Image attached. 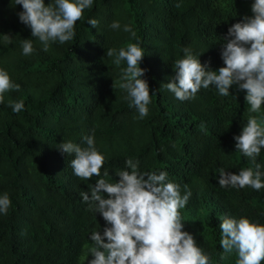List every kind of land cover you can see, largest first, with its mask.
<instances>
[{"label": "trees", "instance_id": "1", "mask_svg": "<svg viewBox=\"0 0 264 264\" xmlns=\"http://www.w3.org/2000/svg\"><path fill=\"white\" fill-rule=\"evenodd\" d=\"M14 2L0 0V69L20 86L0 103V195L11 200L8 214H0V264H88L91 233L103 234L110 225L79 193L90 192L99 178L118 182L120 171H131L128 159L138 161L142 172H167L182 195L186 185L191 197L179 210L182 231L210 256V264H237L235 250L220 259V223L227 216L264 225V188L221 187L219 172L238 174L255 163L264 171V148L254 163L234 139L252 116L264 119V103L252 113L246 90L236 85L227 97L210 85L180 101L165 84L185 47L211 70L223 67V38L252 15L254 0H93L75 23L73 40L49 42L46 52L19 20L24 10ZM90 19L98 21L96 28ZM114 21L119 29L110 27ZM24 39L34 47L27 56ZM132 43L145 52L139 67L150 103L142 119L118 86L126 61L117 65L115 56L106 55ZM21 100L24 110L14 113L9 101ZM88 135L105 160L100 177L82 180L70 165L75 153L58 147L67 141L84 147Z\"/></svg>", "mask_w": 264, "mask_h": 264}, {"label": "clouds", "instance_id": "2", "mask_svg": "<svg viewBox=\"0 0 264 264\" xmlns=\"http://www.w3.org/2000/svg\"><path fill=\"white\" fill-rule=\"evenodd\" d=\"M23 10L18 13L19 20L30 27L31 36L38 38L43 50L48 51L49 42L61 44L72 41L75 35V23L83 18L84 10L90 9L93 0H51L45 5L44 0H15ZM180 5L177 4V7ZM251 16H245L238 23L228 28L223 38L221 59L224 66L213 71L206 64L202 65L187 47L183 49L184 58L176 61L175 76L165 84L180 101L193 99L201 89L215 86L218 94L229 96V89L236 85L246 90L245 100L252 113H258L264 103V0H254ZM96 28L98 21H87ZM110 27L119 29V22ZM124 31H130L125 26ZM5 43L13 38L3 35ZM24 55L34 51L30 39L22 43ZM108 57L115 56L114 63L126 61L119 87L126 90L129 106L135 107L139 118L148 115L150 103L149 85L141 77L145 69L139 67L144 49L138 43H132L127 49L118 52L108 49ZM6 70L0 69V103L5 101V93L19 90ZM14 113L24 110V102L9 101ZM236 149L254 163L264 148V119L255 116L248 119L240 135L234 137ZM86 146L72 141L61 142L58 149L67 154L75 153L70 165L74 175L82 180L101 176L105 157L95 147L94 136L83 137ZM131 171L118 173V182L99 178L90 192H80L83 202L95 213H100L110 227L94 231L90 235L93 247L88 255L93 257L88 264H210V256L197 247L193 237L182 231L180 209H183L191 192L168 180V173L161 171L142 172L138 161L126 160ZM108 175L107 172L104 173ZM264 171L255 163V168L242 169L238 174L219 172L221 187L244 188L249 186L259 191L264 188ZM90 193V194H89ZM11 200L7 193L0 195V214L7 215ZM223 249L220 259L224 260L235 250L237 264H261L264 261V225L251 222L246 217L239 219L224 217L220 223ZM107 240V242H105Z\"/></svg>", "mask_w": 264, "mask_h": 264}]
</instances>
